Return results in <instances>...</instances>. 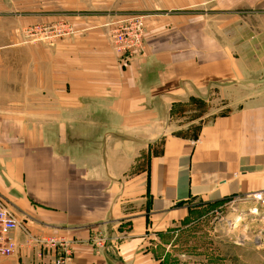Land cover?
<instances>
[{
  "label": "crops",
  "instance_id": "0c3cea01",
  "mask_svg": "<svg viewBox=\"0 0 264 264\" xmlns=\"http://www.w3.org/2000/svg\"><path fill=\"white\" fill-rule=\"evenodd\" d=\"M127 2L145 17L128 61L122 7L74 18L51 47L0 28V196L19 223L0 264H56L51 239L71 243L64 264H160L197 201L264 190V0ZM214 99L189 135L173 128Z\"/></svg>",
  "mask_w": 264,
  "mask_h": 264
},
{
  "label": "rangeland",
  "instance_id": "374dc122",
  "mask_svg": "<svg viewBox=\"0 0 264 264\" xmlns=\"http://www.w3.org/2000/svg\"><path fill=\"white\" fill-rule=\"evenodd\" d=\"M121 7L129 11L127 16L117 19L118 22L141 15L131 12L138 9L127 0H0V28L2 33L15 30L20 48L26 47L25 42L51 47L59 39L56 37L59 29L64 26L72 31L74 18L98 11L112 12ZM229 19L231 16L225 18ZM5 38L9 37L3 36V40ZM220 103L219 99H214L189 104L182 108L184 114L176 117L173 128L182 123V129L189 135V126H196L203 118L216 113ZM199 116H202L200 121L188 123ZM196 205L201 209L193 211L176 228L174 248H167L174 234L161 235V246L157 248L160 264H264V241L257 242L264 233V210L259 204L251 198L234 195L212 203L197 201Z\"/></svg>",
  "mask_w": 264,
  "mask_h": 264
},
{
  "label": "built area",
  "instance_id": "2783aa9c",
  "mask_svg": "<svg viewBox=\"0 0 264 264\" xmlns=\"http://www.w3.org/2000/svg\"><path fill=\"white\" fill-rule=\"evenodd\" d=\"M145 29V17L133 16L125 20L117 22L116 28L113 30L112 43L113 46L121 53L124 61H128L134 54L143 50ZM71 30L62 29L57 31L56 37H63L69 35ZM256 204H259L264 210V190L262 192H255L249 197ZM18 221L14 214L7 208L2 196H0V256L11 257L15 255L17 250V240L13 233L19 227ZM47 244L52 247L62 246L65 256H61L56 264H64L67 258L70 257L71 243L64 239H51Z\"/></svg>",
  "mask_w": 264,
  "mask_h": 264
}]
</instances>
